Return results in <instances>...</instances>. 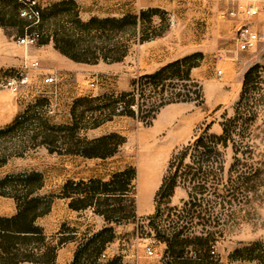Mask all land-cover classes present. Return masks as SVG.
Returning a JSON list of instances; mask_svg holds the SVG:
<instances>
[{
    "label": "rangeland",
    "instance_id": "374dc122",
    "mask_svg": "<svg viewBox=\"0 0 264 264\" xmlns=\"http://www.w3.org/2000/svg\"><path fill=\"white\" fill-rule=\"evenodd\" d=\"M37 1L44 12L40 26L44 40L57 36L58 39L79 41L80 48L90 50L94 57L110 56L106 50L116 41L121 51L127 52L121 62L100 59L98 62L86 63L91 65L92 73L77 90L57 96L53 93L47 97L49 90L43 87L36 96L31 97L28 93L29 84L22 87L21 93L17 95L18 100L23 102L19 114L29 111L28 120H23L14 132L0 137V156L3 150L21 151L23 145L27 146V150L21 156H12L0 167V181L9 176L34 172L42 175L41 182L38 181L42 188L36 195L52 200V205L50 212L37 220V225L45 230L49 240L65 224L77 230V244L84 242L85 237L113 228L112 233L104 234V238L111 241L103 252L106 258H100L103 264L108 262L110 253L116 252L120 254L115 257L119 259V264H124V255H128L130 261L141 255L146 258L147 264L158 261L160 256L163 260L164 253L154 240L149 218L157 215L159 206L161 214L155 220L157 223L163 226L181 225V218L169 209H181L188 201V190L182 186L176 189L169 201L156 199L169 162L179 148L193 139L199 128L210 125L211 132L220 135L222 124L226 123L232 129L239 128L236 140L244 141L245 144L238 154L234 153L232 145L223 147V156L216 159L217 163L223 162V185H218L223 190V197H206L217 204L205 230L214 240L212 249L218 263L260 264L232 262L230 255L238 248L258 243L262 247L255 254H264V44L256 50L240 52L236 42V33L242 25L250 24L255 30L264 31V16L251 19L222 16L237 2L250 4L248 0H133L131 9H128L132 15H138L134 13L140 8L159 10L153 17V23L149 25L138 21L134 25V21H129L120 33L113 35L99 33L95 29L83 31L78 21L89 23L93 18L120 19L124 16L113 17L100 13L83 19L78 4L73 0L53 3ZM19 4V0H0V28L6 27L8 40L4 47L9 56L16 60L14 65L0 68V80L16 76L22 71L30 79L43 77L36 74L40 66H33L34 62L20 67L24 61L22 49L31 47L24 48L16 44V38L28 25L19 16ZM150 27L157 32H164L163 37L173 38V48H178L179 59L194 54L202 55L191 60V64L197 65L191 76L203 86V102L173 103L155 113L162 99L157 87L145 81L143 85L134 86L135 81L152 74L151 69L161 66L165 61L163 58L143 59L141 51L144 43H140V39ZM227 64L234 66L233 80L224 88H211V84L222 82ZM252 68L254 72L245 87L244 102L239 109L242 88L237 87L242 85L245 74ZM44 83L49 85L45 78ZM91 83L95 87H91ZM177 83L173 80L166 82L165 97L179 90L180 87L174 86ZM0 92L13 95L9 90ZM126 94L131 95L125 97ZM131 101L135 104L133 109L138 104L143 111L139 118L120 113L124 104ZM112 114H115L112 119L107 120ZM153 116L155 119H152ZM235 118L236 122H232ZM43 125L64 128L47 131ZM45 131L53 142L50 149L29 146L28 137ZM101 139L106 140L98 144L99 152L113 155L90 158L68 153L86 150L90 147L89 143ZM126 170H134L136 179L122 206L130 214L134 201L137 216L134 220L117 225L107 223L91 208L75 211L69 207L71 198L68 196L73 195L65 193L64 187L68 183L109 181L114 175ZM186 173L183 170L180 174ZM241 174L249 179V183L238 181ZM74 196L79 198L85 193H76ZM202 228L196 229L197 234ZM147 246L154 247L156 257L146 254Z\"/></svg>",
    "mask_w": 264,
    "mask_h": 264
},
{
    "label": "trees",
    "instance_id": "16d2710c",
    "mask_svg": "<svg viewBox=\"0 0 264 264\" xmlns=\"http://www.w3.org/2000/svg\"><path fill=\"white\" fill-rule=\"evenodd\" d=\"M158 12L159 10L156 8H149L140 11L138 15L129 14L120 19L99 20L93 18L89 23L78 21V25L83 31L95 29L94 31L99 33L116 35L125 28L129 21H134V25L138 21H141L142 24L147 22L151 25L154 15ZM43 19L44 12L42 11V21ZM95 26L97 28H94ZM163 36L164 32H157L150 27L143 33L140 43L154 41ZM53 41L57 50L79 63L98 62L100 59L121 62L127 56V52L121 51L120 44L117 41L106 50L107 53H110V56L105 54L102 57H94L90 50L80 48L81 43L79 41L66 38L58 39L57 36H54ZM110 41L112 42V40ZM47 42L49 40H44V37H42L39 45ZM197 55L202 56L201 54H194L177 59L134 82V86L140 85V83L143 85L144 81L148 84H154L160 91L162 99L160 105L154 110L155 113L164 106L173 103L203 102V86L192 79L191 76L192 70L197 67V65L191 64V60ZM253 72L254 68L250 69L243 79V88L238 103L239 109L244 102L245 87ZM168 80L177 81V85L174 86L180 88L176 93L165 97L164 95L167 93L166 82ZM130 95L126 94L124 96L128 97ZM134 105L133 101L124 104L120 113L139 118L140 113L143 111L138 104L133 109ZM28 112L18 114L10 124L0 127V137L14 132L23 123V120L27 121ZM113 115L115 114L109 116L107 120H111ZM152 119H155V116ZM232 122H236V118ZM43 126L47 131L64 128ZM238 129L236 127L232 129L230 125L228 126L225 123L222 124V133L218 135L211 132L210 125L199 128L193 139L179 148L170 160L156 199L169 201L174 196L176 189L182 186L188 190V201L181 209H169L178 218H181V225L179 223L176 226L172 224L163 226L157 223L155 220L161 214L159 206H157V215L149 218L150 226L155 234L154 240L166 246L163 256L165 264H220L211 254L214 251L212 249L214 242L212 235L205 230L209 219L213 216L217 203L214 204L206 197L210 195L217 198L223 197L221 195L223 190L219 189L218 186L223 183V162L217 163L216 159L223 156V147L227 148L229 145H232L235 154L240 153V149L245 142L236 140V137H239L238 132H236ZM47 131L28 137L29 146H45L50 149L49 147L53 142H51ZM104 140L106 139L89 143L90 147H87L86 150L69 151L68 153H76L90 158L113 155V153L105 152L103 154L99 152L98 144L104 142ZM20 149L21 151L14 150V152L3 150V154L0 156V167L4 166L12 156L23 155L27 150V146L23 145ZM183 170L187 172L185 175L180 174ZM41 179L42 175L34 172L23 176H9L0 181V196L13 198L17 204L16 215L12 217L0 216V264H56L58 250L69 242H77V230L69 228L66 224L62 225L57 235L50 240L45 230L37 225V220L48 214L52 205V200L48 201L46 198L36 195L37 191L42 188V184L39 183ZM135 179L136 172L126 170L114 175L109 181L91 180L88 183H68L64 190L68 195H73L68 196L71 198L69 207L72 210L80 211L91 208L96 215L103 217L107 223L119 225L137 217L134 201H132V212L130 214H127V209L122 206ZM240 180L249 183V179L244 178L242 174L238 177V181ZM37 182L38 184H36ZM80 190L81 192H79ZM76 193H85V196L76 198L74 196ZM198 227L203 228L197 234L196 229ZM67 231H70L71 234H68ZM112 232L113 228H110L101 230L91 237H85L84 242L78 243L71 264H103L100 261L101 255L111 241L105 239L104 234ZM261 247L262 245L258 243L238 248L230 255V260L232 262H258L264 264V254H255ZM191 248L193 250L189 251L188 249ZM105 264H119V259H113Z\"/></svg>",
    "mask_w": 264,
    "mask_h": 264
},
{
    "label": "crops",
    "instance_id": "0c3cea01",
    "mask_svg": "<svg viewBox=\"0 0 264 264\" xmlns=\"http://www.w3.org/2000/svg\"><path fill=\"white\" fill-rule=\"evenodd\" d=\"M47 3H53L60 0H43ZM78 4L80 17L83 19L91 18L100 13H107L113 17H122L127 14H132L131 9L133 0H73ZM249 3H254L255 0H248ZM146 8H140L134 14H139L140 11ZM5 28H0V68L7 67L15 64V59L9 56V53L5 50L4 44L8 42ZM173 38L161 37L154 41L144 43L141 51L143 59L156 60L159 58L165 59L161 66L151 69L150 73H154L162 66L173 62L179 57L177 56L178 48H173ZM22 55L24 54V61L20 67L28 66L33 62H38L40 69L36 72L38 76L36 79H30V88L28 93L31 97L36 96L40 90L45 87L49 92L54 93V96L63 94L65 92H71L77 90L81 86V82L90 76L92 73L91 65L86 63L75 62L71 58L62 54L56 49L53 37L49 42L40 44L37 47H31L29 49H22ZM36 75V76H37ZM49 75L56 76V83L51 85H45L44 78ZM234 78V66L227 64L225 75L222 82L219 84H211V88H224L226 84H229ZM237 88H243L242 85ZM53 95V94H51ZM23 107L22 100H18L17 96L9 95L6 92H0V127H5L10 124L15 117L19 114ZM17 213V204L11 198L0 196V216L12 217ZM58 232V231H57ZM77 242H69L61 247L57 252L56 264H71L74 260L77 250ZM161 252L164 253L166 246L160 244ZM120 256L119 253H110L109 261ZM124 264H147L145 257L139 255L136 260L130 261L128 255L123 256ZM152 264H165L161 256L159 260Z\"/></svg>",
    "mask_w": 264,
    "mask_h": 264
},
{
    "label": "built area",
    "instance_id": "2783aa9c",
    "mask_svg": "<svg viewBox=\"0 0 264 264\" xmlns=\"http://www.w3.org/2000/svg\"><path fill=\"white\" fill-rule=\"evenodd\" d=\"M21 6L19 8V16L28 23L24 32L16 38V44L20 47L28 48L39 45V41L43 37L40 30L42 24V9L39 7L37 0H19ZM223 17H244L247 19L264 16V0H255L254 3L243 4L241 2L235 3L233 8L224 11ZM237 47L240 52H250L256 50L260 45L264 44V31L255 30L250 24L242 25L236 33ZM33 66H39L38 62H34ZM221 74V71L219 72ZM45 82L49 85L56 83V76L49 75L45 78ZM30 84L29 75L22 71L18 72L16 76L6 77L0 80V91L9 90L13 95L17 96L21 93L22 87ZM91 87H95L91 83ZM53 94L47 92V97ZM146 254L149 257H156L153 246H147ZM211 254L215 255V251ZM106 255H101V260L105 259Z\"/></svg>",
    "mask_w": 264,
    "mask_h": 264
}]
</instances>
